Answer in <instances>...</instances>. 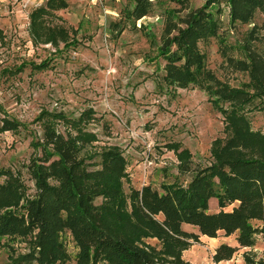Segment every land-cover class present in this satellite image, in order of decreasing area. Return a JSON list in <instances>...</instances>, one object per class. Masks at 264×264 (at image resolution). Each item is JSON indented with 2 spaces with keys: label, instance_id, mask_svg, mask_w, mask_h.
<instances>
[{
  "label": "trees",
  "instance_id": "1",
  "mask_svg": "<svg viewBox=\"0 0 264 264\" xmlns=\"http://www.w3.org/2000/svg\"><path fill=\"white\" fill-rule=\"evenodd\" d=\"M222 6L231 25L253 23L257 13H264V0H205L177 22L167 21L159 47L165 85L198 87L224 119L226 137L214 143L212 163L195 168L186 185H162L160 191L147 185L125 193L127 161L119 149L108 148L90 164L80 158L91 141L79 125L85 113L78 121H68L73 131L65 134L44 125L41 157H33L27 167L33 196L18 174L0 168V238H18L29 245L26 253L11 256L6 264H69L71 255L62 238L66 233L76 249L75 264H189L182 254L198 235L183 230V225L210 239L220 232L225 237L236 234L237 247H217L214 263L264 242V134L252 129L247 116L264 109V36L253 28L244 38L243 58H226L229 69L247 75V83L235 88L218 80L206 68L200 45L219 38ZM65 7L63 0H47L30 13L34 41L54 47L68 41L63 28L49 27L44 19ZM151 8L150 0H134L126 16L136 22ZM56 118L66 121L61 115ZM16 129V122L4 120L1 131ZM179 158L180 171L189 172L184 153ZM211 200L218 212L209 213ZM243 262L264 264V253L256 260L246 252Z\"/></svg>",
  "mask_w": 264,
  "mask_h": 264
},
{
  "label": "rangeland",
  "instance_id": "2",
  "mask_svg": "<svg viewBox=\"0 0 264 264\" xmlns=\"http://www.w3.org/2000/svg\"><path fill=\"white\" fill-rule=\"evenodd\" d=\"M46 1L0 0V168L18 174L33 196L27 167L33 157H41L38 145L44 125L65 134L73 131L68 121H78L83 113L86 120L79 125L91 141L80 158L90 164L108 148L119 149L127 161L125 193L147 185L158 191L162 185H186L195 168L212 163L214 143L226 137L224 119L198 87L166 86L165 62L159 56L167 21L177 22L205 0H150V13L136 22L126 16L134 0H63L65 8L44 18L47 26L68 33V41L58 47L34 41L29 30L30 13ZM222 9L219 38L200 45V51L206 56V68L236 88L248 77L229 69L226 58H243L242 44L253 28L264 36V13H257L253 23L231 25L227 8ZM39 65L41 69H34ZM247 116L252 129L264 134V109ZM4 120L16 122L17 129L1 131ZM182 153L189 172L180 171ZM218 211L211 200L209 213ZM183 230L198 235L182 254L189 264H244V253L252 252L256 260L264 253V242L259 240L253 248L238 249L231 260L214 263L217 247H237L236 234L225 237L220 232L210 239L192 226L183 225ZM62 238L71 255L69 264H75L71 237L66 233ZM28 249L22 239L0 238V264Z\"/></svg>",
  "mask_w": 264,
  "mask_h": 264
}]
</instances>
